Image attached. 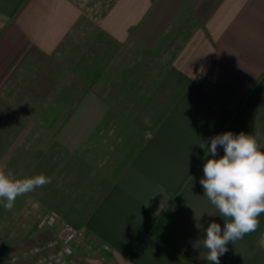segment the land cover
<instances>
[{
    "label": "crops",
    "instance_id": "crops-1",
    "mask_svg": "<svg viewBox=\"0 0 264 264\" xmlns=\"http://www.w3.org/2000/svg\"><path fill=\"white\" fill-rule=\"evenodd\" d=\"M83 16L76 0H0V164L15 173L21 160L29 170L42 157L27 176L52 178L48 206L76 226L85 220L95 245L110 248L80 250L83 264H210L194 245L210 222L223 230L224 221L200 184L202 147L243 131L264 151V0H114L97 27L120 52L107 59L96 43L102 48L66 69L59 53ZM178 39L149 87L139 66L124 63L127 47L155 58ZM142 99L130 124V102ZM19 105L37 108L38 122L17 121ZM56 124L57 161L51 150L22 145L36 141V126ZM223 154L218 147L216 158ZM258 219L256 232L228 243L220 264H264V214Z\"/></svg>",
    "mask_w": 264,
    "mask_h": 264
},
{
    "label": "clouds",
    "instance_id": "clouds-1",
    "mask_svg": "<svg viewBox=\"0 0 264 264\" xmlns=\"http://www.w3.org/2000/svg\"><path fill=\"white\" fill-rule=\"evenodd\" d=\"M202 147V146H201ZM218 147L223 156L216 158ZM206 162L200 184L208 198L223 218V230L215 221L209 223L206 238L198 240L194 247H202L198 259L210 264H220V257L233 245L259 228V217L264 214V151L254 135L241 131H226L210 138V147L204 143ZM52 182V178L40 173L19 176L6 164H0V207L12 211L18 198L36 192ZM203 226L196 224L197 229ZM257 246L264 249V233Z\"/></svg>",
    "mask_w": 264,
    "mask_h": 264
},
{
    "label": "rangeland",
    "instance_id": "rangeland-1",
    "mask_svg": "<svg viewBox=\"0 0 264 264\" xmlns=\"http://www.w3.org/2000/svg\"><path fill=\"white\" fill-rule=\"evenodd\" d=\"M112 1L76 0L83 10L84 16L83 20L80 22V25L76 27V30L72 33L71 38L67 40L60 50L59 61L62 62L64 66H66V69H68L69 66L73 65L76 61L81 60L83 57L82 54H84V52L87 50L90 51L89 49H91V47L94 48L93 50H95V53L98 51L97 49L104 47L103 45H105V47H107V49L110 51H115V49H117V51L120 52L119 48L110 46V44L113 45L112 42L107 38V36L105 37V35H101L97 27V21L101 19V5L104 3L105 5H108L112 3ZM180 42L181 39L174 41L175 44L171 49H169V51H165L164 54L162 52L155 56V58L144 55H140L138 57L137 55H134L135 53L127 47V49L125 48L123 51L124 63L130 59V61L132 60L130 64H136L139 66L140 70L142 71V74L139 78H143V82H149L150 84H143V86L145 85V87H149L153 85L157 76L156 74L158 70L155 69V65L160 64L163 66V69H165L167 63L170 61V55H173L174 51L178 49V46L181 44ZM96 43L100 44L102 47L99 46V48ZM112 55L114 56L113 53L111 56ZM15 97H13V99H16ZM18 107L19 109L17 108L13 113L14 118L17 121L18 119H22L25 116L26 119L31 118L33 121L38 122L40 113H38L37 108L30 107V110H24L22 105H19ZM61 126L62 125L58 124L53 127H41L40 125L36 126L35 132L32 134V138H34L36 141L29 144L23 143L22 145L29 147L31 144H35L39 150L44 148L49 151L51 150L50 154L52 156L54 155L52 159L57 161L58 157L63 156L61 150H55L54 146L57 145V134L55 137H53L52 134L56 133L58 129L62 130ZM46 131L49 132L48 135L44 133ZM39 133L43 135V139L40 138L41 136ZM26 163V160H21L20 171L15 170V174H19V176H27V172L33 171L35 167L37 168L36 165L28 170ZM53 178L56 180L54 176ZM47 194H49V192L45 187H43L37 189L34 193H30L27 196L18 198L12 211H6L3 207H0V263H5L8 259L12 258V256L21 255L24 253V251L42 245L49 239L51 240L52 238L49 234L50 231L53 235H56V238L58 237V233L61 234L62 225H59L56 228L48 227L43 229H40L38 226L40 221L50 212H56L59 216H61V213L58 212L56 208L54 209V207L48 206L49 200L47 199ZM63 220L66 221L65 219Z\"/></svg>",
    "mask_w": 264,
    "mask_h": 264
},
{
    "label": "built area",
    "instance_id": "built-area-1",
    "mask_svg": "<svg viewBox=\"0 0 264 264\" xmlns=\"http://www.w3.org/2000/svg\"><path fill=\"white\" fill-rule=\"evenodd\" d=\"M59 225H62V232L58 233L57 238L50 231L51 240L30 248L21 255H14L5 263L0 264H83L79 257L80 250L99 254L110 249L105 244L95 245L88 236L86 227L78 229L64 221L56 212L47 214L38 226L43 229L56 228Z\"/></svg>",
    "mask_w": 264,
    "mask_h": 264
},
{
    "label": "trees",
    "instance_id": "trees-1",
    "mask_svg": "<svg viewBox=\"0 0 264 264\" xmlns=\"http://www.w3.org/2000/svg\"><path fill=\"white\" fill-rule=\"evenodd\" d=\"M112 1V0H111ZM114 1V0H113ZM113 1H112V3H113ZM112 3H110V4H108V5H105V3L104 4H102L101 5V7H100V9H101V17L102 16H104L109 10H110V7L112 6ZM111 51L109 50V49H107V51H106V56H107V59H108V56H110V53ZM102 64H103V61L101 62V64L99 65L98 64V66H96V67H94V72H95V75H94V82H96L99 78H100V76H101V74H102V72H100V71H103V68H104V66H102ZM146 100V99H145ZM145 100L144 99H142V101H134V102H130V104L133 106H131V108L128 110V112H129V115H130V117H129V120L128 121H130V124L132 123V119H133V117H132V114H136L137 113V111L138 110H136L137 109V107L138 106H140L141 104H143L144 102H145ZM81 102V101H80ZM80 102H79V104H77L75 107H73L72 108V110H71V113L68 115V118H70L74 113H75V110L78 108V106L80 105ZM68 118H67V120H68ZM110 121V114H108L107 116H106V118L102 121L103 123L101 124V126L99 127V129L98 130H96V132L95 133H97V132H99V130H103V129H105L106 127H108V125H109V122ZM66 123V122H65ZM64 123V125H63V127L66 125ZM62 127V128H63ZM124 128V127H123ZM61 130H57L56 132V134H58L59 132H60ZM204 157V156H203ZM203 157L197 162V164L196 165H198L201 161H202V159H203ZM42 161V157H40V158H38V159H36V165H37V167H39V165L41 164V163H39V162H41ZM39 163V164H38ZM76 221L77 220H73V222H71V221H67L69 224H72V225H74L76 228H82V227H85V223H84V221L85 220H80V222L78 223L79 225L78 226H76L75 224H76Z\"/></svg>",
    "mask_w": 264,
    "mask_h": 264
}]
</instances>
